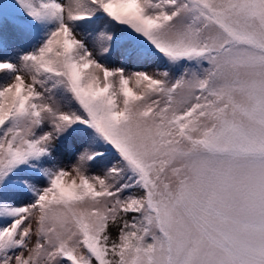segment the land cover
Listing matches in <instances>:
<instances>
[{"label": "snow or ice", "instance_id": "obj_1", "mask_svg": "<svg viewBox=\"0 0 264 264\" xmlns=\"http://www.w3.org/2000/svg\"><path fill=\"white\" fill-rule=\"evenodd\" d=\"M0 264H264V0H0Z\"/></svg>", "mask_w": 264, "mask_h": 264}, {"label": "rangeland", "instance_id": "obj_2", "mask_svg": "<svg viewBox=\"0 0 264 264\" xmlns=\"http://www.w3.org/2000/svg\"><path fill=\"white\" fill-rule=\"evenodd\" d=\"M65 163H66V164H71V163H74V161H68V160H65Z\"/></svg>", "mask_w": 264, "mask_h": 264}]
</instances>
